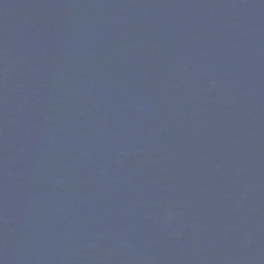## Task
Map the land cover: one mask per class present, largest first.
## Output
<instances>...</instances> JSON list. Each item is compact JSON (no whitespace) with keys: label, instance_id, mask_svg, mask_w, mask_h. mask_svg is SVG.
I'll return each mask as SVG.
<instances>
[{"label":"water","instance_id":"obj_1","mask_svg":"<svg viewBox=\"0 0 264 264\" xmlns=\"http://www.w3.org/2000/svg\"><path fill=\"white\" fill-rule=\"evenodd\" d=\"M0 264H264V0H0Z\"/></svg>","mask_w":264,"mask_h":264}]
</instances>
